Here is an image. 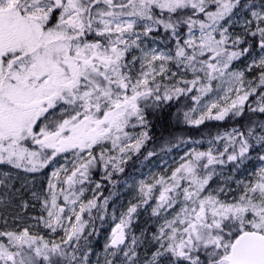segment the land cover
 <instances>
[{
	"label": "snow or ice",
	"instance_id": "obj_1",
	"mask_svg": "<svg viewBox=\"0 0 264 264\" xmlns=\"http://www.w3.org/2000/svg\"><path fill=\"white\" fill-rule=\"evenodd\" d=\"M157 37L162 38L159 43ZM249 57L248 70L258 67L264 85V0H0V166L37 173L61 153L76 157L70 174L63 169L67 188H60L59 195L64 206L58 204V185L50 179L42 199L47 218H38L51 232L64 231L62 243L49 242L27 227L0 231V264H80L76 251L85 230L82 214L107 204L98 205L94 197L81 202L79 212L75 207L83 194L75 185H83L98 163L94 149L100 148L105 169L111 163L123 171L116 157H105L106 142L123 153L133 147L122 143L130 138L126 129L139 126L138 150L149 138L145 109H159L193 91L199 95L192 99L200 104L213 92V81L219 82L216 88L225 94L218 100L225 103L210 100L198 119L186 112V122L198 126L205 118L241 116L250 93L243 89L244 72L231 67ZM170 64L176 71L168 76ZM188 72L193 79L182 76L173 85L162 87L156 80ZM250 110L264 114V97L258 109ZM226 137L232 147L227 160L237 168L256 148L264 161V122L246 131L234 129ZM205 157L207 163L201 164ZM215 163L224 160L211 149L194 151L172 172L170 184L163 177L155 184L140 182L145 205L156 185L161 186L152 215L168 212L152 236L155 250L145 264H264V165L253 181H238L243 190L229 200L220 198L224 188L208 191L213 171H198ZM60 172L52 176L58 179ZM111 175L107 172L105 178ZM11 176L3 172L0 185L15 198L22 189H14ZM32 197L41 199L36 192ZM138 207L121 214L105 245L122 251L127 264H138L134 247H120ZM136 243L134 237L132 245Z\"/></svg>",
	"mask_w": 264,
	"mask_h": 264
},
{
	"label": "rangeland",
	"instance_id": "obj_2",
	"mask_svg": "<svg viewBox=\"0 0 264 264\" xmlns=\"http://www.w3.org/2000/svg\"><path fill=\"white\" fill-rule=\"evenodd\" d=\"M156 63L159 65L160 62L157 61ZM136 67L139 69V64H137ZM168 67L170 71L167 75L171 76V72L176 71V66L175 64H170ZM247 69L246 67L243 70L232 71H243L245 75V70ZM200 75L202 76L203 74ZM182 76L188 80L194 78L193 74L188 72L186 76H184V73H180L177 77H172L171 79L157 76L156 80L161 82V86L163 87L164 85L175 84ZM225 80H227V78H225ZM217 83L219 82H212L213 92L204 96L200 104L194 103L192 109L188 112L190 117L198 119L203 112L207 111L205 105H207L210 100H218L219 96L225 94L216 88ZM182 85L183 84L180 86ZM233 86L235 87L238 85L233 84ZM222 87L227 88V83L223 84ZM249 88L250 84L246 81L244 76L243 89L249 92ZM196 95H199V93ZM229 95L235 98V93H230ZM218 102L220 104L225 103L223 100H218ZM230 102L231 101H229V103ZM215 111L216 109H213V113H215ZM38 124L40 127H43V123L38 121ZM142 130L143 129L139 126L126 129L130 134V138L122 139V143L132 144L133 147H126L123 153H121L119 149H113L111 142H106L107 150L105 152V157H116L118 168H122L123 171L113 169L111 163H109L107 169H105L103 163L99 162L100 148L97 147L94 149V154L96 155L98 163L90 168L89 179L85 181L83 185H75L77 191L81 188L83 189V194L75 205L77 212H79V204L81 202L87 204V201L95 197L97 204L102 206L105 200H107L106 206L99 207V209L92 208L91 212L86 208L85 212L82 214V219L85 221V230L78 242L79 247L76 251L80 264H108L109 261H112L113 264H127L122 251L113 250L111 248L106 250L105 248V245L110 240L112 229L119 223L122 213H126L130 206L141 203L142 196L139 191L141 181H143L145 185L155 184L156 180L163 177L165 182L170 184L171 181L169 178L172 172L179 167L181 163L186 162L194 151L208 152L209 149H211L213 155L216 156L218 160H224L223 164L215 163L210 165L209 169H198L201 173L213 171L212 178L209 181L208 191L224 188L226 194L221 193V199L230 200L233 197H238L243 190V184L238 185L237 182L243 181L244 183H248L253 181L255 179L254 174L264 165V161H260L258 158L260 154L259 148H257L258 153L253 156L251 160H245L239 168L236 167L235 162H229L227 160V155L232 152V147L228 145L226 134L231 133L233 131L231 130L219 135L211 143L194 144L186 141L168 150L164 156L161 154H148L140 160L136 167L129 166L128 169L130 170L127 171L124 165L128 162L131 155L137 152V149L134 147V141ZM36 131L39 132V127L36 128ZM220 137H224V139H220ZM226 145H228V152L220 156V153L224 152ZM29 146L37 147L31 145L30 142ZM84 159H89L86 153L84 154ZM75 161L76 157L71 152L61 153L48 166L37 173H23L7 166H0V179H4L3 172L8 171L12 174L11 182L14 189H22L21 192L13 198L9 189L0 185V231H20L27 227L32 234L43 236L44 239L49 242L54 241L56 243H62V238L65 235L64 231L58 228L57 231L53 233L44 227L38 218L41 216L47 218L46 212L42 210V199L48 195L47 186L50 179L58 185L56 189L58 193V204L64 206L63 196L59 195L60 188H67V185L64 184L66 175L63 169L67 168L68 174H70L73 170ZM203 163H207V157L201 161V164ZM57 169L61 170L58 179L52 176L53 171ZM107 172L112 173L110 179L105 178ZM182 183L187 186L186 181ZM97 184L100 185L99 188H97ZM22 185L26 187L22 188ZM160 190L161 186L156 185L152 193L153 198L149 200L147 205L143 204L141 209H137V212L133 215V220L129 228L126 229L127 241L121 248H124L126 245L134 247L137 253L138 264H145L146 261L151 259L152 253L155 250L152 236L158 231V228L164 224V218L168 216V212L163 210L160 211L159 216L152 215V209L157 205L156 197L159 196ZM32 192L38 193L41 199L33 198ZM6 193L7 195H5ZM24 202L27 203L26 208L22 206ZM178 207L177 205V210ZM67 215H71V213H67ZM101 215L104 217L103 220L100 219ZM72 221L75 222L74 216H72ZM64 224L66 226L68 225L67 219L64 220ZM134 237L137 243L132 245ZM69 250L71 251V249ZM112 252H116L117 254L113 256L110 254ZM85 254H87V261L84 260Z\"/></svg>",
	"mask_w": 264,
	"mask_h": 264
},
{
	"label": "trees",
	"instance_id": "obj_3",
	"mask_svg": "<svg viewBox=\"0 0 264 264\" xmlns=\"http://www.w3.org/2000/svg\"><path fill=\"white\" fill-rule=\"evenodd\" d=\"M161 39V37H157L158 42ZM250 60L251 57L235 61L231 70L245 69ZM244 76L250 84L248 89L250 95L248 100L245 101L241 116H232L230 114L222 121L205 119L198 126L187 123L184 114L188 113L195 103L192 99L197 94L195 91L174 97L172 100L164 102L159 109H145L146 119L149 122L147 128L149 138L144 141L136 153L131 155L128 162L124 165L125 170H130L128 169L129 166L136 167L140 160L148 154H161L164 156L168 150L175 148L182 142L188 141L194 144L211 143L223 133L234 129L246 131L249 127H254L264 122V114L258 110H250L252 108L258 109L262 104V97H264V85L260 83L261 70L258 67L253 68L251 71L247 69ZM257 153V148L252 150L249 160ZM137 205L141 209L143 204L137 203Z\"/></svg>",
	"mask_w": 264,
	"mask_h": 264
},
{
	"label": "water",
	"instance_id": "obj_4",
	"mask_svg": "<svg viewBox=\"0 0 264 264\" xmlns=\"http://www.w3.org/2000/svg\"><path fill=\"white\" fill-rule=\"evenodd\" d=\"M112 233V232H111ZM126 241H127V237H126ZM126 241H125V243H126ZM123 245H121L120 247H122ZM113 250H116V249H113Z\"/></svg>",
	"mask_w": 264,
	"mask_h": 264
},
{
	"label": "flooded vegetation",
	"instance_id": "obj_5",
	"mask_svg": "<svg viewBox=\"0 0 264 264\" xmlns=\"http://www.w3.org/2000/svg\"><path fill=\"white\" fill-rule=\"evenodd\" d=\"M58 115V114H57Z\"/></svg>",
	"mask_w": 264,
	"mask_h": 264
}]
</instances>
